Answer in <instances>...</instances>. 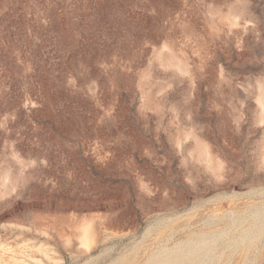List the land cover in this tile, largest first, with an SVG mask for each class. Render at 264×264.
I'll use <instances>...</instances> for the list:
<instances>
[{"label":"rangeland","instance_id":"1","mask_svg":"<svg viewBox=\"0 0 264 264\" xmlns=\"http://www.w3.org/2000/svg\"><path fill=\"white\" fill-rule=\"evenodd\" d=\"M263 24L264 0H0V264L195 239L264 264Z\"/></svg>","mask_w":264,"mask_h":264},{"label":"bare ground","instance_id":"2","mask_svg":"<svg viewBox=\"0 0 264 264\" xmlns=\"http://www.w3.org/2000/svg\"><path fill=\"white\" fill-rule=\"evenodd\" d=\"M253 1H254V0H253ZM262 1H263V0H262ZM243 2H244V0H243ZM248 7H249V6H248ZM254 9H255V8H254ZM250 11L252 12L251 9H250ZM255 11H256V10H255ZM254 14H255V13H254ZM256 18H257V17H256ZM259 19H260V18H259ZM245 20H246V19H245ZM262 20H263V19H262ZM262 20H261V21H262ZM240 21H241V20H240ZM257 21H259L258 18H257ZM241 22H242V21H241ZM261 25H262V24H261ZM263 25H264V24H263ZM256 26H257V25H256ZM207 27H208V26H207ZM247 27H248V26H246V29H247ZM219 28H220V27H219ZM241 28H242V27H241ZM243 28H244V27H243ZM259 28H260V27H259ZM237 29H238V28H237ZM246 29H245V30H246ZM240 30H241V29H240ZM255 30L257 31V29H255ZM259 30H260V29H259ZM256 31H255V32H256ZM260 31H262V30H260ZM212 32H213V31H212ZM214 33H215V32H214ZM249 33H250V32H249ZM249 33H248V34H249ZM253 33H254V32H253ZM260 34H261V33H260ZM260 34H259V35H260ZM228 35H229V34H228ZM257 35H258V32H257ZM257 35H256V36H257ZM204 38H205V37H204ZM258 38H259V36H258ZM206 39H207V38H206ZM259 40H261V39H259ZM204 41H205V40H204ZM241 41H243V40H241ZM215 42H216V41H215ZM246 42H247V41H246ZM260 108H261V107H260ZM211 149H212V148H211ZM259 172H260V171H259ZM260 176H261V175H260ZM255 179H256V178H255ZM205 185H206V184H205ZM240 186H241V185H240ZM262 188H263V187H262ZM257 190H258V189H257ZM263 190H264V189H263ZM255 191H256V189H255ZM259 191H260V189H259ZM261 192H262V191H261ZM252 193H253V192H252ZM256 193H257V192H256ZM253 195H254V194H253ZM180 196H181V195H180ZM193 196H194V195H193ZM262 196H263V195H262ZM263 197H264V196H263ZM263 197H262V198H263ZM252 198H253V197H252ZM256 198H257V197H256ZM263 199H264V198H263ZM250 200H251V199H250ZM253 200H254V199H253ZM258 200H259V197H258ZM254 201H256V199H255ZM259 201H260V200H259ZM245 202H246V201H245ZM263 202H264V201H263ZM246 203H247V202H246ZM256 203H257V202H256ZM249 204H250V203H249ZM258 204H259V203H258ZM256 205H257V204H256ZM259 205H260V204H259ZM262 205H263V203H262ZM253 206H254V205H253ZM251 207H252V206H251ZM260 207H262V206H260ZM252 208H253V207H252ZM255 208H256V207H255ZM262 208H263V207H262ZM245 209H247V208H245ZM250 209H251V208H250ZM256 209H257V208H256ZM263 209H264V208H263ZM248 210H249V209H248ZM246 211H247V210H246ZM254 211H255V210H254ZM260 211H261V210H260ZM260 211H259V212H260ZM244 212H245V211H244ZM247 212H248V211H247ZM257 212H258V211H257ZM257 212L255 211V214H256ZM212 213H213V212H212ZM253 213H254V212H253ZM245 214H247V213H245ZM262 214H263V213H262ZM211 215H212V214H211ZM250 215H251V214H250ZM250 215H249V216H250ZM252 215H253V214H252ZM257 215H259V213H257ZM257 215H256V216H257ZM263 215H264V214H263ZM263 215H261V216H263ZM245 217H247V215H246ZM245 217H243V218H245ZM263 217H264V216H263ZM248 219H249V217H248ZM251 219H253V218L251 217ZM260 219H261V218H260ZM263 219H264V218H263ZM263 219H262V220H263ZM242 220H243V219H242ZM249 220H250V219H249ZM254 220H256V219H254ZM243 221H244V220H243ZM250 222H251V221H250ZM259 222H260V220H259ZM263 222H264V221H263ZM263 222H262V224L264 225ZM249 224H250V223H249ZM249 224H248V226H249ZM253 224H254V223H253ZM257 224H258V223H257ZM244 226H245V224H244ZM248 226H247V229H248ZM254 226L256 227V224H255ZM257 227H259V226H257ZM260 227H262V225H261ZM243 228L246 229V226L243 227ZM243 228H242V229H243ZM251 228H253V227H251ZM242 229H241V230H242ZM255 229H256V228H255ZM255 229H252V230H255ZM84 230H85V228H84ZM252 230H251V231H252ZM257 230H258V228H257ZM251 231H250V233L252 234L253 231H252V232H251ZM258 231H259V230H258ZM263 231H264V229H263ZM201 232H202V231H201ZM241 232H242V231H240L239 233H241ZM243 232H244V231H243ZM243 232H242V233H243ZM245 232H246V231H245ZM254 232H255V231H254ZM260 232H262V231H260ZM202 233H203V232H202ZM204 233H205V230H204ZM199 234H200V232H199ZM255 234H256V233H255ZM262 234H263V233H262ZM196 235H197V234H196ZM201 235H202V234H200L199 237H201ZM197 236H198V235H197ZM240 236H241V235H240ZM247 236H248V235H247ZM258 236H259V235H257V238H258ZM85 237H86V236H85ZM199 237H198V238H199ZM236 237H238V236L236 235ZM236 237H235V238H236ZM245 237H246V236H245ZM86 238H87V237H86ZM198 238H197V239H198ZM201 238L204 239L205 236H203V237H201ZM239 238H241V237H239ZM254 238L256 239V237H254ZM254 238H253V239H254ZM189 239H190V238L188 237L187 240H189ZM193 239H194V238H193ZM193 239H191V240H193ZM199 239H200V238H199ZM230 239H231V238H230ZM237 239H238V238H237ZM237 239H236V240H237ZM246 239L249 240L250 238H249V239L246 238ZM251 239H252V235H251ZM251 239H250V240H251ZM184 240H185V239H184ZM187 240H186V241H187ZM204 240H205V239H204ZM204 240L201 239L202 242H203ZM234 240H235V239H234ZM243 240H244V239H243ZM250 240H249V242H250ZM85 241H87V239H85ZM182 241H183V240H182ZM194 241H195V242H192V241H191V242H189V243H186V242H185L188 246L185 247V249H184V246H183V249L180 248L181 250H179V251H178V250H177V251H172L173 249L171 248V249H172V250H171L172 252H168V253L165 254L163 257H157L156 260H154L155 263H154V261H153V263H154V264H185L186 261L189 260L188 264H198V262H200L199 259H200V257L202 256V255H200L201 253L198 254V251L201 250L202 248L199 249L200 246H199L198 243H200V242H197L198 240L196 241V239H195ZM205 241H206V240H205ZM228 241H229V239H228ZM231 241H232V240H231ZM237 241H238V240H237ZM240 241H241V240H240ZM253 241L255 242V241H257V239H256V240H253ZM245 242H247V241H245ZM176 243H177V242H176ZM185 243H184V244H185ZM203 243H204V242H203ZM233 243H235V242H233ZM251 243H252V242H251ZM257 243H258V241H257ZM260 243H261V242H260ZM263 243H264V241H263ZM179 244H180V243H179ZM186 244H185V246H186ZM200 244L202 245V243H200ZM205 244H207V243H205ZM228 244H230V243H228ZM231 244H232V243H231ZM237 244H238V243H237ZM247 244H248V243H247ZM254 244H255V243H253V245H254ZM174 245H176V244H174ZM174 245H172V246H174ZM233 245H235V244H233ZM241 245H242V244H241ZM241 245H240V246H241ZM248 245H250V244H248ZM253 245H252V246H253ZM258 245H259V243H258ZM258 245H257V246H258ZM261 245H262V244H261ZM261 245H260V246H261ZM263 245H264V244H263ZM172 246H171V247H172ZM236 246H237V245H236ZM236 246H235V247H236ZM243 246H244V244H243ZM243 246H242V247H243ZM255 246H256V245H255ZM178 247H179V246H178ZM201 247H202V246H201ZM232 247H234V246H232ZM203 248H204V247H203ZM247 248H248V247H247ZM252 248H253V247H252ZM252 248H251V249H252ZM258 248H259V247H258ZM206 249H208V246H207V248L204 249L205 252H206ZM240 249H241V247H240ZM242 249H243V248H242ZM159 250H160V249H159ZM168 250H170V248H169ZM204 250H203V251H204ZM248 250H249V249H248ZM257 250H259V249H257ZM261 250L263 251V249H261ZM164 251H165V250H164ZM203 251H202V252H203ZM249 251H250V250H249ZM252 251H253V250H252ZM157 252H158V251H157ZM157 252H156V253H157ZM159 252H160V251H159ZM162 252H163V250H162ZM162 252H161V253H162ZM240 252L242 253L243 251L240 250ZM246 252H247V250L245 251V253H246ZM259 252H260V251H259ZM163 253H165V252H163ZM203 253H204V252H203ZM241 253H240L239 255H241ZM252 253H253V252H252ZM254 253H255V252H254ZM247 254H248V253H247ZM259 254H260V253H259ZM156 255H157V254H156ZM199 255H200V257H199ZM243 255H244V254H243ZM260 255H261V254H260ZM260 255H258V256H260ZM158 256H159V253H158ZM160 256H161V255H160ZM231 256H232V255H231ZM251 256H252V255H251ZM150 257H151V256H150ZM240 257H241V256H240ZM240 257H238V258H240ZM252 257H253V256H252ZM152 258H153V257H152ZM152 258H150V259H152ZM227 258H228V257H227ZM255 258H256V256H255ZM263 258H264V257H263ZM263 258H262V259H263ZM252 259H253V258H252ZM257 259H258V257H257ZM262 259H261V261H262ZM148 260H149V259H148ZM242 260H243V259H242ZM202 261H203V260H202ZM236 261H237V260H236ZM244 261H245V260H244ZM250 261H251V260H250ZM258 261H259V259H258ZM149 262H150V261H149ZM241 262H242V261H241ZM213 263H216V262L213 261ZM247 263H248V262H247ZM247 263H246V264H247ZM260 263H261V262H260ZM186 264H187V263H186ZM200 264H201V263H200ZM253 264H254V263H253ZM261 264H262V263H261Z\"/></svg>","mask_w":264,"mask_h":264}]
</instances>
